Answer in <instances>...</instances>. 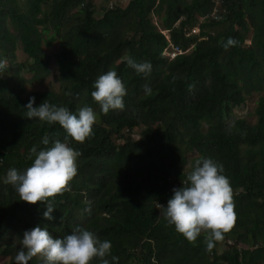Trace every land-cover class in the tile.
<instances>
[{
	"label": "trees",
	"instance_id": "trees-1",
	"mask_svg": "<svg viewBox=\"0 0 264 264\" xmlns=\"http://www.w3.org/2000/svg\"><path fill=\"white\" fill-rule=\"evenodd\" d=\"M101 13L94 17L91 0H0V60L9 65L0 70V257L15 264L23 233L37 226L54 239L81 227L111 242L109 264H264V0H127ZM229 38L236 43L226 49ZM54 42L58 92L25 95V84L49 75L42 47ZM169 44L184 53L168 59ZM16 46L30 61L28 80L19 74L23 65H11ZM129 57L150 62L151 73L137 74ZM109 70L127 95L123 110L104 114L91 93ZM251 93H262L253 126L230 118ZM31 97L34 107L48 100L74 114L84 106L96 113L93 135L69 142L80 153L77 174L70 191L54 198L51 221L43 218L46 206L20 201L5 183L10 168L31 166L34 146L66 135L58 124L28 120ZM146 123L155 127L132 139ZM201 156L223 165L233 190L236 220L219 253L217 243L207 250L203 234L189 243L157 207L167 206Z\"/></svg>",
	"mask_w": 264,
	"mask_h": 264
},
{
	"label": "clouds",
	"instance_id": "clouds-1",
	"mask_svg": "<svg viewBox=\"0 0 264 264\" xmlns=\"http://www.w3.org/2000/svg\"><path fill=\"white\" fill-rule=\"evenodd\" d=\"M163 32L166 34V31ZM235 43L229 38L224 47L227 49ZM6 63V60H0V70L5 69ZM127 64L137 74L144 76L152 71V65L147 61L136 62L129 57ZM93 87L92 99L104 114L110 110L124 109L127 92L116 71L109 70L99 76ZM144 91L150 94L151 88L145 85ZM34 104L35 98L31 97L24 106L28 120L38 118L49 125L58 124L66 135L63 142L53 140L51 147L37 151L34 146L30 150L29 158L34 156L31 166L23 172L10 168L5 183L14 187L20 201L46 206L43 218L51 221L54 219V198L70 191V182L77 174L76 161L80 153L70 147L69 142L82 144L93 135L96 113L90 106L81 107L74 114L66 107L50 104L48 100L39 107H34ZM50 139L45 136L42 144L48 146ZM190 167L191 171L187 173L182 186L173 189L167 206L158 203L157 207L162 209L160 215L167 226H174L175 231L189 243H195L203 234L206 248L211 251L215 243L222 241L234 227L233 190L229 179L223 174V165L213 158L201 156ZM20 242L22 247L15 256V264H29L33 258L40 264H92L97 258L102 264H109L106 257L111 254L112 248L110 241L101 240L92 231L81 227L62 239H54L46 227L37 226L25 231Z\"/></svg>",
	"mask_w": 264,
	"mask_h": 264
},
{
	"label": "rangeland",
	"instance_id": "rangeland-1",
	"mask_svg": "<svg viewBox=\"0 0 264 264\" xmlns=\"http://www.w3.org/2000/svg\"><path fill=\"white\" fill-rule=\"evenodd\" d=\"M126 1L123 2H118L117 5L120 7H124L126 4ZM91 3L93 5V11H94V17L95 18H100L102 15V11L108 7H111L114 5L115 1H108V2H103L100 0H91ZM116 4V3H115ZM152 23L156 26V28L160 27L159 21L156 17H151ZM244 44H248V40L244 42ZM58 50V43L54 42L50 47H42V51L45 55H47L50 58L49 65H48V71L49 75L43 80L41 84L38 83H29L24 85V94L27 95L31 92H44V91H52V92H58L59 89V83L56 79V67L54 64V59L53 55L57 52ZM189 50V49H188ZM187 50V51H188ZM186 51V52H187ZM1 60H6V59H1ZM7 61V60H6ZM30 63V61L26 58V55L20 50L18 46H16V49L14 51V59L13 63L11 65L13 66H18V65H23L22 69L20 70L19 74L21 78L28 80L30 78V73L26 72L27 65ZM8 63H6V67H8ZM3 76H5L3 74ZM262 93H251L250 95H247L245 97V101L242 104L241 107L233 109L230 118L231 119H242L246 122V124L253 126L256 122V116L254 114V109L256 106V102L258 97ZM97 122V121H96ZM95 122V123H96ZM143 128H154L155 124L154 123H146L144 126L135 128L130 132V137L132 139H136L139 135V133L142 131ZM119 143V142H118ZM191 157H195L194 154L190 155ZM216 250L217 252H222L226 249V245L223 241L216 242ZM7 258H1L0 257V264H6L7 263Z\"/></svg>",
	"mask_w": 264,
	"mask_h": 264
},
{
	"label": "built area",
	"instance_id": "built-area-1",
	"mask_svg": "<svg viewBox=\"0 0 264 264\" xmlns=\"http://www.w3.org/2000/svg\"><path fill=\"white\" fill-rule=\"evenodd\" d=\"M192 33L195 34L197 33V29H193ZM165 34V32H163ZM184 52H181L179 49L171 46L170 44L163 50L162 55L167 57L168 59H172L175 57V55L181 54Z\"/></svg>",
	"mask_w": 264,
	"mask_h": 264
}]
</instances>
